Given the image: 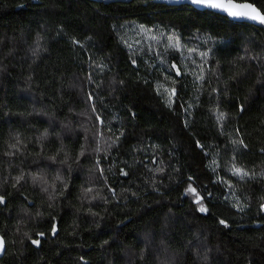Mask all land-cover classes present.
Returning a JSON list of instances; mask_svg holds the SVG:
<instances>
[{
	"label": "trees",
	"instance_id": "16d2710c",
	"mask_svg": "<svg viewBox=\"0 0 264 264\" xmlns=\"http://www.w3.org/2000/svg\"><path fill=\"white\" fill-rule=\"evenodd\" d=\"M0 197V264H264V29L154 0H0Z\"/></svg>",
	"mask_w": 264,
	"mask_h": 264
},
{
	"label": "snow or ice",
	"instance_id": "6c2138e0",
	"mask_svg": "<svg viewBox=\"0 0 264 264\" xmlns=\"http://www.w3.org/2000/svg\"><path fill=\"white\" fill-rule=\"evenodd\" d=\"M191 3L196 6H201L205 8H209L212 10L220 11L222 13H226L229 17L234 19H247L253 22H257L260 25H264V12H262L260 9L255 7L252 3L249 2H243L238 3L236 0H191ZM141 30L143 31V26H141ZM168 47L170 49H175L177 51L181 50L183 47L181 44V41L178 37L175 36H169L168 37ZM130 48L132 47L131 44L128 45ZM195 51L194 49H189V52ZM202 56H207V53H201ZM133 63H135V60H133ZM173 68L176 69V74L179 76L181 75L180 69L177 68V66L174 64L172 65ZM198 79L203 80L204 76L201 74ZM175 83V82H173ZM160 87H163L162 85ZM165 91L168 92V101L169 106H171V103L173 102V98L176 96V89L175 87H172L170 90L165 89ZM219 120L224 119V114L220 113L218 115ZM233 143H243L242 141L237 142L233 141ZM163 169H160L162 171ZM232 173L233 175L239 176L241 178H244L245 176H248L249 173L245 171L244 169L240 167H236L235 164L232 167ZM126 175V173H123ZM186 194H192L196 197L195 202L201 204L200 211L204 212L206 209L203 207L202 204V197L197 192L196 188L192 187L190 184L189 187L186 189ZM0 202H3V197H0ZM262 209H264V205L261 206ZM221 223H224V221H221ZM34 244L39 243V241H33ZM4 240L0 239V249L4 248Z\"/></svg>",
	"mask_w": 264,
	"mask_h": 264
},
{
	"label": "water",
	"instance_id": "95a60500",
	"mask_svg": "<svg viewBox=\"0 0 264 264\" xmlns=\"http://www.w3.org/2000/svg\"><path fill=\"white\" fill-rule=\"evenodd\" d=\"M97 1H101V2H104V3H108V2H112V1H130V0H97ZM154 1H157V2H162V3H165V4H168V5H177V4H190L192 5L193 7H196L198 9H209V8H205V7H201V6H196V5H193L191 3V0H154ZM236 2L238 3H243V2H249V3H252L251 1H248V0H236ZM255 7H257L258 9H260L256 4L252 3ZM209 10H212V9H209ZM261 10V9H260ZM212 11H215L217 13H221V14H224L226 15L228 18L230 19H233V20H238V21H246V22H249V23H252V24H255V25H258L260 27H262L264 29V25H260L259 23L257 22H253V21H250V20H247V19H234V18H231L229 17L226 13H222L220 11H216V10H212ZM0 239H3L4 242H5V239L4 237L2 236L1 232H0ZM5 251V244H4V248L3 249H0V257L3 255Z\"/></svg>",
	"mask_w": 264,
	"mask_h": 264
}]
</instances>
